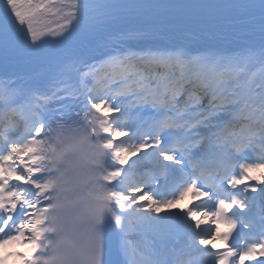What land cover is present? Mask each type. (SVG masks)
Masks as SVG:
<instances>
[{"label":"snow or ice","instance_id":"snow-or-ice-1","mask_svg":"<svg viewBox=\"0 0 264 264\" xmlns=\"http://www.w3.org/2000/svg\"><path fill=\"white\" fill-rule=\"evenodd\" d=\"M0 264H264V0H0Z\"/></svg>","mask_w":264,"mask_h":264},{"label":"bare ground","instance_id":"bare-ground-1","mask_svg":"<svg viewBox=\"0 0 264 264\" xmlns=\"http://www.w3.org/2000/svg\"><path fill=\"white\" fill-rule=\"evenodd\" d=\"M22 250H23V248L21 247V249L19 251H22Z\"/></svg>","mask_w":264,"mask_h":264}]
</instances>
